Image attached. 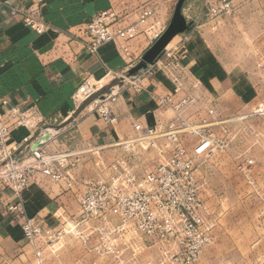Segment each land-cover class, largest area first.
I'll return each instance as SVG.
<instances>
[{
  "label": "built area",
  "instance_id": "built-area-1",
  "mask_svg": "<svg viewBox=\"0 0 264 264\" xmlns=\"http://www.w3.org/2000/svg\"><path fill=\"white\" fill-rule=\"evenodd\" d=\"M211 1L212 16L233 12L228 0ZM11 14L23 15L25 26L37 35L50 29L37 10L12 9ZM154 16V10L144 6L138 22L126 25L115 10L101 12L86 24L81 43L93 55L102 46L113 44L131 58V42L145 33L141 30L143 26H149L152 43L162 34L159 23L149 25ZM170 45L160 59L139 74L129 76L127 72L115 76L113 79L121 84L119 91H115L117 86L111 87L85 109L96 113L107 126L115 127L120 122L116 110L120 95L123 90H132L138 94L151 93L160 109L174 113L172 120L159 121L154 127L133 122L134 135L115 144L131 154L104 168L108 176L95 182L78 179L75 173L82 160L81 154L68 146L78 140L75 120L68 125L69 131L61 133L62 124L50 125L38 106L23 108L0 97V188L10 193L15 202L7 211L20 216L23 236L34 248L35 264H44L38 247L40 238L54 244L58 237L69 234L80 238L87 248L94 238L92 250L111 258L114 264H140V254L150 249L160 256L156 264H194L212 243L211 228L201 214L203 204L195 173L197 160L215 153V140L206 130L222 126V121L213 107L206 110L212 121L204 119L200 125H193L184 117L198 102L191 92H198L200 83L192 82L187 74L184 48ZM159 74L171 81L172 92L161 95L152 89ZM102 81L87 80L77 89L73 95L77 109L104 91L106 85H101ZM22 130L26 134L16 139L15 134ZM186 134L199 136L192 150L182 141ZM135 145L142 151L137 152ZM150 152L156 153L153 168L143 162ZM248 164L253 165V161ZM40 178L63 184L66 192L73 193L79 201V215L63 222L65 228L60 233L44 227L43 220L31 218L26 212L23 194Z\"/></svg>",
  "mask_w": 264,
  "mask_h": 264
},
{
  "label": "crops",
  "instance_id": "crops-1",
  "mask_svg": "<svg viewBox=\"0 0 264 264\" xmlns=\"http://www.w3.org/2000/svg\"><path fill=\"white\" fill-rule=\"evenodd\" d=\"M147 1L0 0V97L8 98L23 108L36 105L50 125H63L74 116L73 95L85 81L113 79L126 74L139 64L153 45L149 26H143L141 30L145 33L131 42V58L125 57L113 44L102 46L93 55L81 43L86 24L107 10L133 17V11ZM231 1L236 8L232 16L217 24L205 23L200 34L186 32L175 38L183 41L189 36L186 43L189 50L188 71L201 82L207 95H223L227 86L221 82L237 80L238 73H241L238 69L225 68L228 63L226 50L243 48L244 42L254 41L253 34L264 33V0ZM201 2L186 1L183 15L189 24L190 16L197 18L204 15L205 10L199 8ZM12 9L37 10L50 29L43 35H37L25 26L23 15L12 16ZM158 14L162 23L168 25L172 17L170 4L160 5ZM151 23L150 20L149 25ZM157 80H160L159 76L152 82L154 91L163 94L172 90L166 80ZM116 110L120 122L115 127L107 126L94 112L87 110L82 113L76 119L79 143L70 149H79L81 158L86 154H114L119 151L115 144L120 139L134 135L133 122L154 127L159 121L168 122L174 118V113L160 109L148 92L138 94L123 90ZM70 129L71 126H67L61 129V133ZM25 134L22 130L15 134V138L20 139ZM22 201L29 217L41 219L50 226L74 219L80 211L78 199L62 187L49 189L33 183L23 194ZM12 203L15 202L11 194L0 188V264H35L34 248L23 236L20 216L7 211ZM59 207L65 216L59 215ZM73 248L78 251L80 245L76 242L72 244V238L67 236L62 241V251L51 256H59V262L63 260V264H76L72 261ZM48 253L43 254L45 264L56 262V258L55 261H48Z\"/></svg>",
  "mask_w": 264,
  "mask_h": 264
},
{
  "label": "rangeland",
  "instance_id": "rangeland-1",
  "mask_svg": "<svg viewBox=\"0 0 264 264\" xmlns=\"http://www.w3.org/2000/svg\"><path fill=\"white\" fill-rule=\"evenodd\" d=\"M178 1L148 0L141 3L136 8L137 10L135 9L136 11H133V14H131L133 16L135 13L133 17L120 15L126 25L134 24L140 19L142 8L150 6L155 12L151 22L153 24L155 22L159 23L161 26L162 34L156 40L158 41L170 24L165 25L162 23L158 14L159 7L165 3L170 4L172 20ZM209 1L202 0L199 5L200 9L205 10L203 16L197 18L190 16L191 29L187 31L190 32V35L200 34L207 22L217 24L235 13L236 8L233 2L228 0L233 6V12H223L220 15L212 16ZM253 37L255 38H253L254 41L244 42L243 48L226 50L225 59L228 63L224 65L225 68L238 69L241 73H238L237 80L234 78L229 79L230 82H227V80L221 82L222 85L226 84L227 89L219 97L212 94L207 95L201 82L189 73L187 65L188 76L192 82L195 80L200 83V89L198 92L194 90L191 92L198 97V102L185 112L184 117L193 125H200L204 119L212 121L206 110L213 107L217 110V118L222 121V126L206 130V132L213 135L215 140L214 155L207 159H199L196 162L195 174L203 204L201 214L211 228L212 243L203 249L199 260L194 264H264V33L253 34ZM174 39L171 41L170 47L179 44L184 48L182 51L186 52L188 60L189 50L186 43L189 36L183 41L178 38ZM159 77L160 80H157V82H161V79L166 80L172 86L170 91L172 92L174 87L171 81L163 75L159 74ZM111 78L102 81L101 85H106L103 90L110 89V86H117L115 91H119L120 82ZM90 84L94 85L95 82ZM166 93L169 92L163 94ZM79 109L76 108L75 112ZM84 112L85 110L78 117ZM78 117L74 118L73 116L67 122V126L74 120L75 124H78L76 121ZM198 138V135L186 134L182 136V141L189 150H192L197 145ZM78 143L79 141L76 140L68 146L70 148L72 146L76 147ZM117 149H119L118 152L105 156L97 154L94 156H91V154L89 156L88 154L84 155L81 166L75 171V173L78 172L76 173L77 178L95 182L102 177H107L108 172L104 171V168H107L119 158L131 154L123 147H117ZM70 150L78 152L79 149ZM135 150L137 152L142 151L138 145H135ZM155 158L156 153L150 152L143 160L145 166L153 168ZM249 161H253V165H249ZM98 162L99 166L97 165ZM34 184L45 185L49 189L50 187H62L64 189L63 184L54 183L46 178H40ZM82 187L84 186L82 185ZM82 191H84V188ZM59 210V215L65 216L60 207ZM43 226L53 229L56 233L62 232L65 228L63 223L50 226L44 222ZM80 229L83 231L82 226ZM67 236L72 238V244L76 242L80 245V250L76 251L77 248H73L74 250L71 252L74 263L114 264L111 258L102 257L92 250L96 243L94 238L88 242L89 247L87 248L86 244L73 234L61 235L54 244L48 243L44 238L38 240V247L41 249L42 254L49 252L48 261H55L56 258V262H52V264H63V260L59 262V256H51V254L56 255L62 251V241ZM159 258L160 256L156 250L150 249L140 254L139 261L140 264L149 262L156 264Z\"/></svg>",
  "mask_w": 264,
  "mask_h": 264
},
{
  "label": "water",
  "instance_id": "water-1",
  "mask_svg": "<svg viewBox=\"0 0 264 264\" xmlns=\"http://www.w3.org/2000/svg\"><path fill=\"white\" fill-rule=\"evenodd\" d=\"M186 1L187 0L178 1L173 18L169 24V27L167 28L165 33L161 36V38L158 41H156L154 45L151 46V48L146 52V54L142 57L139 64H137L134 68H132L128 72L129 76H135L139 74L141 71L147 69L149 65L153 64L158 58H160L164 49L171 43V41L176 36L182 35L191 29V24L188 23L187 19L183 15V8H184ZM108 90L109 88L102 91L99 95L93 97L92 99L87 101L85 104H83V106L77 112H75L74 118L78 117V115L82 111H84L94 100H96L98 96L106 93ZM67 122L61 125L60 129L65 128L67 126Z\"/></svg>",
  "mask_w": 264,
  "mask_h": 264
}]
</instances>
